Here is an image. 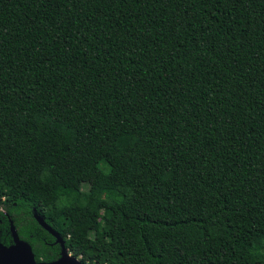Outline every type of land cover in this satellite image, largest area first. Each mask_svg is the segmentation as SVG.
<instances>
[{
	"label": "trees",
	"instance_id": "16d2710c",
	"mask_svg": "<svg viewBox=\"0 0 264 264\" xmlns=\"http://www.w3.org/2000/svg\"><path fill=\"white\" fill-rule=\"evenodd\" d=\"M11 229L43 262L264 264V0H0Z\"/></svg>",
	"mask_w": 264,
	"mask_h": 264
},
{
	"label": "water",
	"instance_id": "95a60500",
	"mask_svg": "<svg viewBox=\"0 0 264 264\" xmlns=\"http://www.w3.org/2000/svg\"><path fill=\"white\" fill-rule=\"evenodd\" d=\"M38 221L43 224V221L41 218L38 217ZM13 234H14V237H15V246H13L11 249H15L16 247H21L23 249V253L25 255V258H26V261L28 264H36L35 261H34V258H33V254L32 252L30 251V248L29 246L22 242V241H19L17 238H16V233L14 232L13 230ZM3 247L2 244H0V248ZM5 250V249H4ZM8 250V249H7ZM8 254V258H9V261L8 263L6 264H11L12 262V256L11 254ZM4 257L0 254V263L1 261H4L6 259V257L3 259ZM37 264H82L78 258L76 257H73L70 253H68L66 251V249L62 246V251H61V257L58 258L57 260L55 261H52V262H41V263H37Z\"/></svg>",
	"mask_w": 264,
	"mask_h": 264
},
{
	"label": "flooded vegetation",
	"instance_id": "af4514ba",
	"mask_svg": "<svg viewBox=\"0 0 264 264\" xmlns=\"http://www.w3.org/2000/svg\"><path fill=\"white\" fill-rule=\"evenodd\" d=\"M15 232V231H14ZM16 233V232H15ZM11 237H12V239H11V242L9 243V244H3V247H1V250H0V254L5 258L6 257V259L4 260V261H1V263L0 264H6V263H8V261H9V258H8V254H7V252L9 253V254H11V255H13L12 256V262H11V264H28L27 263V261H26V258H25V255L24 254H22L23 253V249L21 248V247H16L15 249H11L13 246H15V237H14V234H13V229H11ZM16 238L19 240V241H22V242H24V243H26L28 246H29V248H30V251L32 252V254H33V258H34V261H35V263L37 264V263H41V262H43V261H37L36 260V258H35V255H34V253H33V251H32V248H31V246L26 242V241H24V240H22L21 238H19L18 236H17V234H16ZM5 249V250H4ZM8 249V250H7ZM61 257V256H60ZM59 257V258H60ZM3 258V259H4ZM10 264V263H9Z\"/></svg>",
	"mask_w": 264,
	"mask_h": 264
},
{
	"label": "rangeland",
	"instance_id": "374dc122",
	"mask_svg": "<svg viewBox=\"0 0 264 264\" xmlns=\"http://www.w3.org/2000/svg\"><path fill=\"white\" fill-rule=\"evenodd\" d=\"M100 147H101V145H100ZM95 179H96V176L93 174L86 175L85 180H84L83 185H82L83 189L87 190L94 183ZM0 250H1V248H0Z\"/></svg>",
	"mask_w": 264,
	"mask_h": 264
}]
</instances>
